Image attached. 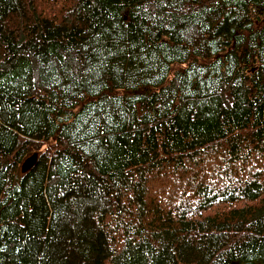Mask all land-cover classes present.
I'll list each match as a JSON object with an SVG mask.
<instances>
[{
	"label": "trees",
	"instance_id": "1",
	"mask_svg": "<svg viewBox=\"0 0 264 264\" xmlns=\"http://www.w3.org/2000/svg\"><path fill=\"white\" fill-rule=\"evenodd\" d=\"M0 264H264V0H0Z\"/></svg>",
	"mask_w": 264,
	"mask_h": 264
},
{
	"label": "water",
	"instance_id": "2",
	"mask_svg": "<svg viewBox=\"0 0 264 264\" xmlns=\"http://www.w3.org/2000/svg\"><path fill=\"white\" fill-rule=\"evenodd\" d=\"M36 158H37L36 153H33L31 156L27 157L23 161V163L21 164V171L25 172V171L29 170L33 166V164L35 163Z\"/></svg>",
	"mask_w": 264,
	"mask_h": 264
}]
</instances>
